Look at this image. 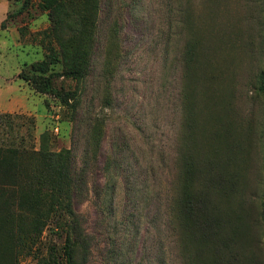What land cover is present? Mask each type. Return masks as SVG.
Listing matches in <instances>:
<instances>
[{
	"label": "rangeland",
	"instance_id": "374dc122",
	"mask_svg": "<svg viewBox=\"0 0 264 264\" xmlns=\"http://www.w3.org/2000/svg\"><path fill=\"white\" fill-rule=\"evenodd\" d=\"M51 22L40 0H0V101L8 102L0 114H11L0 117V159L9 153L20 169L30 166L43 137L53 151H72L87 263L190 264L193 253V264H212L213 250H185L177 217L190 150L202 167L211 158L233 175L229 193L211 194L228 220V240L218 243L224 264H264V0H99L86 78L56 80L77 91L76 108L18 77L54 58ZM189 42L198 49L190 67ZM50 67L63 70L62 62ZM14 188L0 183V209ZM65 240L51 223L18 264H49ZM15 247L0 228V264Z\"/></svg>",
	"mask_w": 264,
	"mask_h": 264
},
{
	"label": "trees",
	"instance_id": "16d2710c",
	"mask_svg": "<svg viewBox=\"0 0 264 264\" xmlns=\"http://www.w3.org/2000/svg\"><path fill=\"white\" fill-rule=\"evenodd\" d=\"M40 1L49 9L52 21L50 30L57 44V47L53 46L54 58L33 63L29 71L22 70L18 77L35 91L52 93L63 105L76 108L77 91L58 87L56 80L65 77L80 83L86 78L91 66L99 0ZM23 8L16 13H22ZM197 56V45L189 42L184 52L188 67L196 62ZM55 61L62 62V71H51L50 66ZM260 78L259 89L264 92V70ZM186 106H189L188 101ZM10 116L9 113L0 114L3 119ZM101 132V123L96 121L92 130L94 147L100 145ZM3 151L0 145V153ZM8 155L3 154L0 159V183L18 184V189L14 188L8 197L6 207L0 209V228L16 244L10 264H18L22 253L33 252L44 229L51 223L65 234L66 240L62 253L51 255L49 264H88L90 240L81 215L74 207L72 151H53L43 137L40 149L32 151L29 156L33 160L30 166L25 163L20 169L19 158L12 162ZM197 160L190 150L182 153L177 217L183 246L187 252L192 250V245L200 252L213 250L212 264H224V252L218 243L223 247L228 240L222 237L223 226L228 220L220 213L211 194L213 191L229 193L233 188V175L225 176L224 163L220 161L209 158L202 167ZM11 197L18 199L16 205L10 201ZM188 256L189 263L193 264L196 261L193 253Z\"/></svg>",
	"mask_w": 264,
	"mask_h": 264
},
{
	"label": "crops",
	"instance_id": "0c3cea01",
	"mask_svg": "<svg viewBox=\"0 0 264 264\" xmlns=\"http://www.w3.org/2000/svg\"><path fill=\"white\" fill-rule=\"evenodd\" d=\"M8 106V102L0 101V111H6L4 108Z\"/></svg>",
	"mask_w": 264,
	"mask_h": 264
}]
</instances>
